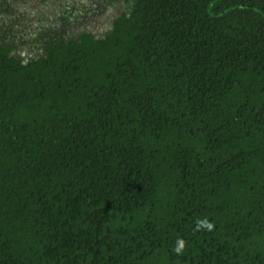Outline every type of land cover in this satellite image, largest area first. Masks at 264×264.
Instances as JSON below:
<instances>
[{
  "label": "trees",
  "instance_id": "obj_1",
  "mask_svg": "<svg viewBox=\"0 0 264 264\" xmlns=\"http://www.w3.org/2000/svg\"><path fill=\"white\" fill-rule=\"evenodd\" d=\"M13 49L0 264H264V0H131L103 37Z\"/></svg>",
  "mask_w": 264,
  "mask_h": 264
},
{
  "label": "rangeland",
  "instance_id": "obj_2",
  "mask_svg": "<svg viewBox=\"0 0 264 264\" xmlns=\"http://www.w3.org/2000/svg\"><path fill=\"white\" fill-rule=\"evenodd\" d=\"M131 0H0V44L24 62L45 53L49 41L82 31L103 37Z\"/></svg>",
  "mask_w": 264,
  "mask_h": 264
},
{
  "label": "clouds",
  "instance_id": "obj_3",
  "mask_svg": "<svg viewBox=\"0 0 264 264\" xmlns=\"http://www.w3.org/2000/svg\"><path fill=\"white\" fill-rule=\"evenodd\" d=\"M215 227L214 222L210 221L207 218L204 219H198L196 221V231H200V230H208L211 231L213 230ZM187 247V242L184 239H178L176 242V246L173 248V251L177 254V255H181L184 253L185 249Z\"/></svg>",
  "mask_w": 264,
  "mask_h": 264
}]
</instances>
